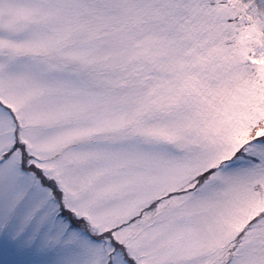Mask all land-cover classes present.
<instances>
[{"label":"snow or ice","instance_id":"snow-or-ice-1","mask_svg":"<svg viewBox=\"0 0 264 264\" xmlns=\"http://www.w3.org/2000/svg\"><path fill=\"white\" fill-rule=\"evenodd\" d=\"M0 264H264V0H0Z\"/></svg>","mask_w":264,"mask_h":264}]
</instances>
